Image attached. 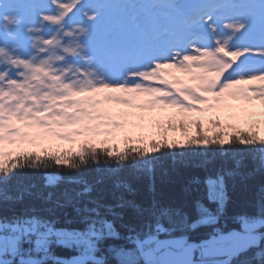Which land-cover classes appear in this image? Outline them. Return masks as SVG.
Wrapping results in <instances>:
<instances>
[{
	"label": "rangeland",
	"instance_id": "rangeland-1",
	"mask_svg": "<svg viewBox=\"0 0 264 264\" xmlns=\"http://www.w3.org/2000/svg\"><path fill=\"white\" fill-rule=\"evenodd\" d=\"M92 1L45 0L29 12L22 10V0H0V165L16 153H60L53 136L32 128L34 112L42 110L53 93H104L106 101L120 111L110 114L106 137L89 132L84 139L90 146L111 151L128 145L148 148L151 140L159 139L182 144L181 126L192 132L197 121L208 119L194 112L193 104L212 88L217 93L219 124L209 130L221 142L244 127L236 116L239 110L230 108L222 94L233 95L238 84H246L254 101L264 103V35L246 42L250 23L243 22L242 16L249 15L245 8L249 0H235L237 8L218 0L215 9H204L196 0H172L169 5L175 10V20L170 23L157 7L145 11L142 0H125L124 15L113 2L103 7L101 1ZM239 22L247 27L234 29ZM22 23L28 25L26 36L21 35ZM235 61L240 65L232 68ZM161 73L165 77L178 73L179 79L192 85L171 87L175 85L171 76L169 80ZM149 97L156 98L155 103ZM124 113L131 118L125 131L121 127ZM222 114L226 119L221 120ZM23 118L28 122L21 133ZM259 144L264 161V143ZM210 180L208 197L221 208L226 198L224 186L219 178ZM216 219V214L202 208L196 223ZM241 224L240 231L264 230V219L243 216ZM184 230L156 227L142 238L126 237L130 247H113L111 254L120 264L153 263L161 250L182 248L187 241L181 233ZM175 231L180 233L170 236ZM113 236L112 224L106 220L96 221L84 231L53 228L33 218L0 222V264H97L102 256L94 253L96 245ZM51 245L75 255L54 257ZM231 245L218 247L225 251ZM203 256L222 258L214 252ZM198 259L202 258L196 259L194 254L193 260Z\"/></svg>",
	"mask_w": 264,
	"mask_h": 264
},
{
	"label": "trees",
	"instance_id": "trees-1",
	"mask_svg": "<svg viewBox=\"0 0 264 264\" xmlns=\"http://www.w3.org/2000/svg\"><path fill=\"white\" fill-rule=\"evenodd\" d=\"M44 1L22 0V10L31 12ZM99 1L103 5L114 2L117 12L125 14V0L91 3ZM165 1L171 0H142L146 10L157 7L172 21V8ZM196 1L214 5L218 0ZM246 4L248 37L262 38L264 0H249ZM21 27V35L26 36L28 25L22 23ZM173 82L178 87L192 85L181 79ZM232 92L233 95L222 94L232 109L240 111L254 101L249 85L239 84ZM53 94L42 110L34 112L32 128L47 137L53 136V143L61 151L55 156L16 153L5 157L6 160L2 158L5 161L0 165V222L33 218L53 228L84 231L96 221H109L116 236L105 237L94 253L102 256L97 264H120L111 248H128L126 237L142 238L156 227H185L181 233L187 240L200 241L217 232L239 230L243 216L264 219L260 141L243 130L234 131L226 142L211 135L213 129L209 128L219 124L215 89L201 93L193 104L194 112L208 119L197 121L192 132L181 126L182 144L159 139L151 140L148 148L128 145L121 151L90 146L84 139L89 132L106 137L110 114L120 111L106 101L104 93ZM155 99L149 97L154 103ZM130 121L128 113H124V131L131 126ZM27 122L23 118L21 133ZM220 177L226 195L221 208L209 199L207 187L210 179ZM202 208L216 214L217 219L196 223ZM179 233L175 231L170 236ZM51 249L54 257L75 255L65 247L51 245ZM228 264H264V237L258 247L249 248Z\"/></svg>",
	"mask_w": 264,
	"mask_h": 264
},
{
	"label": "water",
	"instance_id": "water-1",
	"mask_svg": "<svg viewBox=\"0 0 264 264\" xmlns=\"http://www.w3.org/2000/svg\"><path fill=\"white\" fill-rule=\"evenodd\" d=\"M238 66L239 63H236L233 67L235 68ZM213 237H215L214 243H206L212 240ZM263 237L264 230L260 232H251L233 229L227 232H219L204 240H187L182 248L178 250L169 248L161 250L157 255L156 261L148 264H171L173 261L176 262L175 264H208V260H193L195 249L202 251L203 255H209L214 252V254L222 256V258L217 259L220 261V264H228L235 256H238L249 248L258 247ZM225 243H231L232 245L229 249L223 251L218 245Z\"/></svg>",
	"mask_w": 264,
	"mask_h": 264
},
{
	"label": "snow or ice",
	"instance_id": "snow-or-ice-1",
	"mask_svg": "<svg viewBox=\"0 0 264 264\" xmlns=\"http://www.w3.org/2000/svg\"><path fill=\"white\" fill-rule=\"evenodd\" d=\"M264 59V57H261ZM264 73V70H262ZM236 116L239 120L244 122L243 131L248 132L250 135L257 136L260 142L264 143V103H259L256 101L250 102L245 105L244 108L236 113ZM226 119V114L221 115V120ZM229 124L233 121H228ZM215 180H210L209 183H215ZM219 183L223 184V177L219 178ZM215 241V237L212 240L207 241L206 243L212 244ZM36 264V262H33ZM208 264H220V261L217 259L210 258Z\"/></svg>",
	"mask_w": 264,
	"mask_h": 264
},
{
	"label": "flooded vegetation",
	"instance_id": "flooded-vegetation-1",
	"mask_svg": "<svg viewBox=\"0 0 264 264\" xmlns=\"http://www.w3.org/2000/svg\"><path fill=\"white\" fill-rule=\"evenodd\" d=\"M202 251H195V258L197 259V258H202V259H205V258H209L210 259V257H206V256H203V254L201 253ZM213 258V257H212ZM215 258V257H214Z\"/></svg>",
	"mask_w": 264,
	"mask_h": 264
},
{
	"label": "bare ground",
	"instance_id": "bare-ground-1",
	"mask_svg": "<svg viewBox=\"0 0 264 264\" xmlns=\"http://www.w3.org/2000/svg\"><path fill=\"white\" fill-rule=\"evenodd\" d=\"M251 218L254 220V221H256V219H258L259 217H257V216H251Z\"/></svg>",
	"mask_w": 264,
	"mask_h": 264
},
{
	"label": "built area",
	"instance_id": "built-area-1",
	"mask_svg": "<svg viewBox=\"0 0 264 264\" xmlns=\"http://www.w3.org/2000/svg\"><path fill=\"white\" fill-rule=\"evenodd\" d=\"M251 220H253L251 217H250Z\"/></svg>",
	"mask_w": 264,
	"mask_h": 264
}]
</instances>
